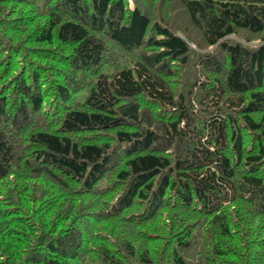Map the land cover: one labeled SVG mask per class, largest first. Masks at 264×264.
Returning <instances> with one entry per match:
<instances>
[{"label": "trees", "instance_id": "obj_1", "mask_svg": "<svg viewBox=\"0 0 264 264\" xmlns=\"http://www.w3.org/2000/svg\"><path fill=\"white\" fill-rule=\"evenodd\" d=\"M0 264H264V0H0Z\"/></svg>", "mask_w": 264, "mask_h": 264}]
</instances>
